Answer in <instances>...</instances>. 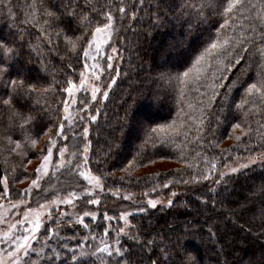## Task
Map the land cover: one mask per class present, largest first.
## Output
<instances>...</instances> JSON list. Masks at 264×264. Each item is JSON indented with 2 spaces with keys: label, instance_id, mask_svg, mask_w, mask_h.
I'll use <instances>...</instances> for the list:
<instances>
[{
  "label": "trees",
  "instance_id": "16d2710c",
  "mask_svg": "<svg viewBox=\"0 0 264 264\" xmlns=\"http://www.w3.org/2000/svg\"><path fill=\"white\" fill-rule=\"evenodd\" d=\"M33 2L9 0L15 19L10 18L7 8H0V36L17 31L18 26L26 33L20 49L19 66L41 84L52 83L53 76L64 81L70 75L77 81L83 60H77L75 56L61 60L65 54L63 37L53 41L56 47L47 45L46 39L40 37L44 40L45 65L28 47L29 42L39 43L37 37L40 36L37 27L23 23L26 17L30 19L32 10L29 6ZM120 2L128 5L127 14L121 19L120 14L115 13L113 37L105 49L107 52L116 47L119 59L112 68L107 67L106 56L101 60L104 68L100 79L102 89L112 82L107 89L108 95L102 102L94 104V107L98 105L99 111L95 109V121L88 120L87 141L79 134L82 126L75 124L72 128H76L77 135L69 133L65 143L70 152L76 154L81 145L89 142V168L94 174H108L104 181L105 191L100 194L101 212L107 208L110 215H118L120 210L133 211L136 207L130 208L132 204H142H131L111 194L120 188L140 193L172 180L173 183L163 189V194L177 192L170 205L142 207L145 211L132 212L130 222L135 228L134 233L120 236L125 253L121 264H151L153 260L161 264H264V167L256 164L219 178V172L235 159L264 151L258 147L264 139V112L250 117L241 125L244 131L250 127L252 132L237 141L235 136L240 135L241 129H233L232 124L244 119L243 113L235 108L243 89H233L229 100L231 107L219 100L209 107L213 95L210 87L213 71L209 70L207 78L199 82L193 79L195 71L184 78L186 83L176 79L177 73L191 67L211 40L218 38L216 33L223 18L212 6L204 7L199 17L195 15L196 7L181 9L185 3L210 5L212 0H143L142 7L139 6L141 0ZM36 3L38 6L39 0ZM94 3L104 4L106 0H94ZM253 3L259 6L258 0H253ZM65 23H68L67 18ZM93 23H96L95 17ZM247 28V23L237 19L230 29L221 32L219 39L227 34L235 42L246 36ZM223 62V56L212 60L206 55L196 67H220ZM68 63L73 65L75 72L67 68ZM45 67L47 71H44ZM258 72H264V60L253 49L230 75L232 79L241 76L242 80L252 83ZM63 86H57L55 94L27 101V108L23 111L28 114V109H32L30 114L36 118V125L48 126V122L56 118L57 100L62 98L59 88ZM37 99L39 103H35ZM49 105L52 110H49ZM8 122V111L0 109V128ZM151 129H157L152 133V143L143 147ZM18 138L13 136V139ZM43 139V136L38 138L37 148ZM156 140L161 143L155 144ZM209 141H214L215 146L210 147ZM222 149L226 151L222 152ZM205 155L215 157L218 171L209 180L191 181L207 167ZM34 161L35 157H32V163ZM17 163L18 158L8 157L0 144V176L7 174L9 181L16 182L26 178L29 164L25 161L24 168H16L13 172ZM145 167L152 170L142 172ZM73 168L75 166L65 168L69 173L65 169L56 171L46 181L52 184V180L58 178L56 184L67 186L61 182L64 180L74 185L80 179L71 175ZM177 180L190 182L176 183ZM217 180L220 183H216ZM103 226H106L105 222L98 219L93 231L99 234ZM72 234L73 231L63 233ZM68 243L73 245L75 241ZM94 262L100 264L95 257L81 258V264Z\"/></svg>",
  "mask_w": 264,
  "mask_h": 264
},
{
  "label": "snow or ice",
  "instance_id": "6c2138e0",
  "mask_svg": "<svg viewBox=\"0 0 264 264\" xmlns=\"http://www.w3.org/2000/svg\"><path fill=\"white\" fill-rule=\"evenodd\" d=\"M258 4L259 6L257 3H253V0H218V2L212 0L210 5L193 6L185 3L181 6L182 10L196 7L198 9L195 13L197 17L202 15L204 7L212 6L223 18V23L217 29L218 38L211 40L204 51L195 58L191 67L177 73L176 79L182 84L186 83L184 78L195 71L196 76L193 79L199 82L207 78L209 70L213 71L210 85L213 95L210 97L209 107L217 100L231 107L229 100L232 97L233 89L237 91L243 89L241 99L235 104V108L243 113L244 119L239 123L232 124L233 129H241L240 135L235 136L237 141H240L242 136H250L252 132L250 127L244 131L241 125L247 122L250 117L264 112V72H258L257 78L252 83L241 79L243 70L241 76H237L236 79H232L230 75L243 63L245 56L253 49L264 60V0H258ZM142 5L143 0L139 6L142 7ZM29 7L32 14L30 19L26 17L23 23L37 27L40 36L37 37L39 43L29 42L28 47L40 57L41 64L45 65L46 61L44 59V40L40 37L46 39L47 45L51 47H56L53 43L54 40L59 41L63 37L65 54L61 56V60L75 56L77 60H83V66L79 73V88L77 82L70 75L64 81H58L53 76L52 83L41 84L39 80L26 74L19 66L20 49L23 46L26 33L19 30L18 26L17 31L10 32L7 36H0V109H5L9 113L8 124L0 128V144L8 153V157L18 158V163L13 166V172L16 171V168H24L25 161L32 164V157H35L36 160L31 172L27 173L35 178L30 180L26 188L18 190L19 199L15 203L8 200L11 195L8 175L0 176V185L3 186L0 191V207L3 206V203L9 205L8 210L0 214V225H5V228L0 230V264H57V262L59 264H81V258L84 256L95 257L100 261V264H121L125 253L120 236L126 235L127 229L132 227L129 221L132 211L120 210L118 215H110L109 210L105 208L102 213L100 212L102 199L98 191H105L104 181L108 174H94L88 167L90 163V157L87 155L88 143H85L83 151L78 153L76 159H73L66 158L68 148L63 141L67 139L66 133L75 123L71 118L73 112L80 122L85 121V114L89 121H95L97 118L89 111L91 101L97 100L96 93L101 91L98 86L101 77L98 73L102 72L103 68L97 61L99 57L106 56L107 67L112 68V54L117 52L116 47L111 48V53L102 51L101 43L111 41L116 24L115 13H119L123 19L127 14L128 5L120 0H106L104 4L94 3V0H83V3L80 0H39L37 6L36 0H34ZM0 8H7L10 18L15 19L9 0H0ZM245 12L248 14L245 15ZM135 15L133 13V18ZM94 17L96 18L95 24L93 23ZM66 18L68 23H65ZM237 19L248 24V28L245 30L246 36L235 40V42L227 34L223 39H219L221 32L230 29ZM103 36H107L108 40L102 41L100 38ZM93 51L96 53L95 56L92 55ZM206 55L212 60L223 56L222 66L212 65L210 68L203 69L196 67L201 64ZM89 61L92 63L89 64ZM67 68L75 72L71 63L67 64ZM44 71H47L46 67ZM112 79L114 80L115 77ZM229 81L231 82L229 83ZM88 82H91V100H87V98L81 100L76 93ZM61 84L64 85L59 88L62 100H57L56 118L50 120L48 126L36 125V118L30 114L32 109H28V114L23 111L27 108V101L33 97H46L49 93L55 94L57 86ZM108 87H111V83ZM107 95V91H104V96ZM53 98H55L54 95ZM39 102V99L35 101V103ZM61 103L64 115L59 114ZM48 107L49 110H52L51 105ZM96 111L98 112L99 108ZM56 120L59 121L58 124ZM88 131L85 123L82 132L79 133L85 138V141H87ZM156 131L157 129L150 130L143 147H148L152 143V133ZM72 135L76 136L77 132L73 131ZM13 136H19V138L13 139ZM40 136H43L44 139L41 146L37 148ZM159 143H161L160 140L155 141V144ZM208 143L210 147L215 146L214 141ZM155 144H152V147H155ZM258 147L264 149V139ZM221 151L225 152L226 150L222 149ZM77 159L79 163L76 162ZM54 160L55 166L51 167ZM204 163L207 167L202 170L200 175L193 176L191 181L209 180L218 171L215 157L209 158L205 155ZM73 164H75V168L72 169L71 175L82 178L87 182L86 184L77 183L67 186L49 184V187L44 186L47 183L45 178L50 174L54 175L57 168H65V165L71 168ZM129 164H132V161H129ZM256 164L264 167V151L251 156L244 164L230 167L229 171L236 172L240 168H249ZM219 175L223 177L225 173L219 172ZM175 182L188 183L190 181L177 180ZM172 183L173 181L169 180L162 185L157 184L151 191L155 192L157 187L167 188ZM216 183H220V181L217 180ZM41 192L45 195L41 196ZM33 195L40 196L43 200L42 203L37 202L38 210L29 206ZM112 195L119 196V190L113 191ZM171 195L175 196L176 193L173 192ZM124 199H132L131 194L124 196ZM157 203L158 201L152 199L147 201V204L153 208ZM167 203L169 205L173 203L171 197L168 198ZM86 206H96V208L95 210L80 211ZM17 210H22L23 214L17 216ZM133 211L143 212L145 209L137 207ZM13 216L16 218L10 219ZM85 218H90L92 224L86 223ZM98 219H102L106 225L103 226V231L99 234L93 231V225ZM113 220L123 222L124 226L121 227L118 224L113 227L110 223ZM77 228L85 230L84 234L76 231ZM66 231H73V234L63 235L62 233ZM113 232L114 236L111 235ZM90 239L95 243H88ZM70 240L76 241V243L70 245L68 243ZM148 243L151 244L152 241H148ZM116 257L121 259H115ZM105 258L107 259L105 260ZM151 264H161V262L153 260Z\"/></svg>",
  "mask_w": 264,
  "mask_h": 264
},
{
  "label": "rangeland",
  "instance_id": "374dc122",
  "mask_svg": "<svg viewBox=\"0 0 264 264\" xmlns=\"http://www.w3.org/2000/svg\"><path fill=\"white\" fill-rule=\"evenodd\" d=\"M114 29H115V28H114ZM114 29H113V33H114ZM112 37H113V35H112ZM100 39H101L102 41H103V40H108V37H107V36H103V37H101ZM111 40H112V38H111ZM110 43H111V41H110L109 43H101V50L106 52L105 49L110 45ZM111 48H112V47H111ZM107 53H111V49H110V50L108 49V50H107ZM92 55H93V56L96 55L95 51L92 52ZM112 55H113V59H112L111 63L113 64L114 62L118 61L120 53L117 51L115 54H112ZM103 57H104V56L99 57V60L97 61V63H99V65L101 66V68H103L102 63H101V60L103 59ZM91 63H92V61H89V64H91ZM82 66H83V62H82ZM81 70H82V69H81ZM79 73H80V72H79ZM103 73H104V68H103V71H102V72L98 73V75H100V77H101V76L103 75ZM79 79H80V75H78V79H77V81H76V82H77V87H78V88L80 87V86H79ZM111 84H112V82H111ZM108 85H109V84H108ZM98 86L101 88V91L96 93L98 99H97V100H94V101H91L90 109H89L90 114L95 115V116H97V113L95 112V109L98 108V105H96V106L94 107V104L98 103V101H99V102H102V101H103L102 99L105 97V96H104V91H107V89L110 88V87L107 86L106 88L102 89L101 84H100V81L98 82ZM64 95H66V94H64ZM76 95H77V97H78L79 99H81V100H84V99H86V98H87V100H91V82L86 83V85H85L84 88H80V90L76 93ZM85 96H86V97H85ZM61 100H62V98H61ZM64 114H65V113L63 112V105H62V103H61V104H60V115H64ZM85 115H86V119H85V121H84V122H80L79 120L76 119L75 112H73V115H72L71 118L75 121V123L71 126V128H69L70 131H67V133H66V136H67V137H68V134H69V133L72 134V132L76 129V128H75V129L72 128L75 124H78V125L80 124V125L82 126V128H83L84 124L86 123V124H87V127H88V129H89L90 122H89L88 119H87V114H85ZM142 122H143V121H142ZM66 127H67V123H66ZM88 133H89V132H88ZM65 141H66V140H65ZM65 141H63V143H65ZM86 143L89 144V142H86ZM84 145H85V143L79 147V149H78V151H77L76 154H74L73 151L70 152V150H69V148H68V145H67L68 152H67V156H66V158L71 157V158H73V159H76V156L78 155V153H80V152L83 151ZM89 153H90V146H89V150H88V153H87L88 156H89ZM249 158H250V157L238 158V159H235V160H234L233 162H231L230 164H228L227 167L225 166V167L221 170V172H224V173H225V175H224L223 177L229 176V175H231V174H234V173H236V172H239V171L245 169V168H240V169H239L238 171H236V172H230V171H229V168H230V167H237L238 164H244V163L247 162V160H248ZM76 162L78 163L79 160L77 159ZM35 163H36V160H35L32 164H29V166H28V168H27V171H28V172H31V170H32L33 166L35 165ZM54 166H55V160L53 161V165H51V167H54ZM72 166H75V164H73ZM67 167H68V166L65 165V168H66V169H67ZM88 167H89V165H88ZM65 168H57L56 171H59V170L65 169ZM162 168H163V167H162ZM66 169H65L64 171H68V170H66ZM144 170H145V171H144ZM149 170H152V169H150V168H148V167H145V168H143L142 172H150ZM64 171H62V172H64ZM67 173H69V171H68ZM50 175H51V174H50ZM50 175H49V176H50ZM49 176H48V177H49ZM48 177H46L45 180H47ZM223 177H220V175H219V178H223ZM33 178H35V177H34V176H29V175H28L26 178H23V179H22L21 181H19V182H16L15 180H14V181H9V182H10V191H11V195L8 197V200H10L12 203H15V202L19 199V196H17V192H18V190H19V189H22V188H26L27 185L30 183V180L33 179ZM57 179H58V178H57ZM57 179L54 178V179L52 180V185H56V180H57ZM79 179H80V182H77V183H81V184H86V183H87L86 181H83L82 178H79ZM60 180H61V179H60ZM61 182H64V183H66V184H68V185L70 184V183H67V182L64 181V180H61ZM77 183H74V185L77 184ZM48 185H49V184H48V182H47V186H48ZM47 186H46V187H47ZM2 187H3V186H2ZM163 189H164V188L157 187V189H156L155 192H152L151 189H149V190H143V191L140 192V193H139V192H138V193H135V192H130V191L126 190L125 188H122V189L120 188V190H119L120 195H119V196H115V197H122V198L124 199V196L131 194L132 199H128V200L124 199V201L129 202V203H131V202H137L138 204H139V202L142 203L141 205H133V204L131 203L132 205H131L130 208H134V207H136V208H137V207H141V208H142V207H144V208H148V207H149V208H153V207H151V206H149V205L147 204V201H148L149 199H152V200H156V201H158L156 207H160V206H162V205H167V204H168V203H167V200H168L169 197H171L172 200L174 199V197H175L176 195H175V196H172L171 194H172L173 192H175V193L177 194L176 191H172V192H170V193H168V194H163ZM97 191H98V190H97ZM113 191H116V190H113ZM113 191H112V192H113ZM112 192H111V194H112ZM101 193H102V192H99V191H98L99 196H100ZM145 193H147V195H145ZM43 195H44V193L41 192V196H43ZM49 198H50V197H49ZM37 202L42 203L43 200L40 198V196L33 195L32 198H31V200L29 201V206L32 207L33 209L38 210V209H37ZM8 208H9L8 203H3V206L0 207V214L5 213V212L8 210ZM95 208H96V206H86V207L81 208L80 211L95 210ZM154 208H155V207H154ZM101 211H102V208H100V212H101ZM132 212H133V211H132ZM101 213H102V212H101ZM22 214H23V213H22V210H17V212H16V215H17V216H18V215H22ZM15 218H16V216L10 217V219H15ZM129 221H130V217H129ZM85 222H86V223H90V224H92L90 218H85ZM110 223L113 225V227H116L118 224H119V226H121V227L124 226L123 222H118V221H116V220H113V221H111ZM130 223H131V222H130ZM4 228H5V225H0V230H3ZM76 230L80 231L82 235L84 234V231H85V230H82V229H79V228H77ZM134 230H135V228H134V226L132 225V227H131L130 229H127V234L124 235V236L132 235V233H134ZM42 231H43V230H42ZM62 234H63V233H62ZM122 235H123V234H122ZM75 243H76V241H75ZM88 243H92V240L90 239V240L88 241ZM98 264H99V263H98Z\"/></svg>",
  "mask_w": 264,
  "mask_h": 264
}]
</instances>
